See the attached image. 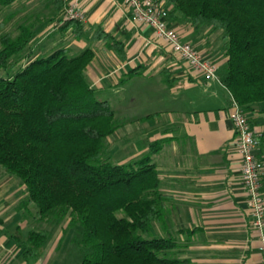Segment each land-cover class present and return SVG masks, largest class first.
Masks as SVG:
<instances>
[{
  "label": "trees",
  "instance_id": "1",
  "mask_svg": "<svg viewBox=\"0 0 264 264\" xmlns=\"http://www.w3.org/2000/svg\"><path fill=\"white\" fill-rule=\"evenodd\" d=\"M54 2L63 15L65 2ZM164 6L171 25L221 30L227 60L218 67V79L245 111L264 103V0H165ZM61 20V31L85 34L81 21ZM18 30L16 36L0 34V166L25 185L41 219L71 217L79 223L81 243L89 249L80 264H184L170 255L173 239L152 233L166 198L150 156L123 164L106 158L108 138L118 126L110 103L96 98L86 75L93 49L75 56L56 49L12 73L35 34L31 23ZM91 38L127 59L124 42L102 27ZM138 72L130 70L127 78ZM48 234L30 230L12 239L29 261Z\"/></svg>",
  "mask_w": 264,
  "mask_h": 264
},
{
  "label": "crops",
  "instance_id": "2",
  "mask_svg": "<svg viewBox=\"0 0 264 264\" xmlns=\"http://www.w3.org/2000/svg\"><path fill=\"white\" fill-rule=\"evenodd\" d=\"M66 2L67 6L76 4L85 15V34L77 38L78 48L92 40L97 27L112 33L126 47L127 59L121 61L104 42L92 40L98 44L86 69L92 86H102L108 79L109 86L115 88L136 76L145 80L163 76L158 81L161 86L139 83L140 114L126 118L121 133L117 128L108 138L111 156L125 150L119 160L149 155L155 165L158 191L166 199L163 218L153 224V235L173 239L170 255L184 264H262L259 233L252 223L236 130L230 118L231 93L218 78L206 79L193 71L150 27L135 24L123 0ZM173 26L183 41L218 66L227 60L225 41L223 35L218 38V31L195 29L188 22H174ZM44 27L38 39L45 34ZM135 68H139L138 74L127 78ZM262 111L264 103L246 111L260 137L264 133ZM255 155L262 164L264 197V141ZM17 183L11 177H0V264H62L68 238L65 246L54 247L41 259L22 258L23 248L12 239L18 234L10 233L13 228L19 234L25 229L22 213L14 210L20 198ZM57 231L63 229L58 226Z\"/></svg>",
  "mask_w": 264,
  "mask_h": 264
},
{
  "label": "rangeland",
  "instance_id": "3",
  "mask_svg": "<svg viewBox=\"0 0 264 264\" xmlns=\"http://www.w3.org/2000/svg\"><path fill=\"white\" fill-rule=\"evenodd\" d=\"M64 1V0H63ZM65 4V10L68 7V2ZM164 1V0H163ZM165 2V1H164ZM65 12V11H64ZM59 9L53 0H17L11 6H2L0 4V23L4 22V28L0 29V34L4 32H10L13 36L19 33L18 26L20 24H33L35 27V34L31 40V44L24 50L18 57L17 64L12 71L14 73L18 68L25 66L32 58L37 56L47 55L53 50L60 48H67L68 56H75L86 48L96 49L97 45L92 40H87L85 44L78 48V40L70 31H61L60 24L61 19L64 18V14L60 15ZM44 27L45 34L43 31V36L38 39L42 27ZM210 28V27H202ZM211 32L218 31V38L223 35L221 30H214L210 28ZM38 39V40H37ZM1 48V44H0ZM123 77V75H122ZM163 78L162 75L158 77H148L146 80L143 77L136 76L132 78L129 82L118 87L109 86L108 79H106L102 86H95L96 98L98 100H107L112 109L115 112V122L118 128L122 131V127L128 122V117L138 116L140 114L139 107V83L147 82L153 85H158L161 83ZM91 83V82H90ZM129 107L128 109H126ZM130 109V111H129ZM115 137L111 138L114 141ZM109 140V141H110ZM109 146V145H108ZM125 150H121L120 154L117 153L113 156L110 155V147L108 148L106 158H109V162L112 164H123L131 160L125 161L127 159L119 160V158L125 156ZM110 155V156H109ZM141 157V156H140ZM136 156L133 160L138 159ZM0 177L4 180L6 177H11L18 181L17 186L19 187L20 198L15 203L14 210L22 213V222L25 221V229L21 234L17 233L16 229L13 228L11 234L21 235L23 238L30 230H48L47 244L44 248H41L37 252V258L41 259L43 255H48L49 251L54 247L61 248L65 243L66 238L70 239L68 250L64 255V261L62 264H80L83 255L89 251L81 243L82 228L79 223H74L71 217L59 218L50 217L49 219H41L37 213V207L34 203L28 200V195L24 184L15 176H9V174L0 166ZM122 213H118L121 216ZM74 223V224H73ZM58 226L63 229V232H58ZM54 231V232H53ZM57 233H56V232ZM63 238H60V237ZM60 238V239H59ZM46 243V242H45ZM52 256L55 255V250L52 251ZM51 256V255H50ZM34 262V261H32ZM31 262V263H32Z\"/></svg>",
  "mask_w": 264,
  "mask_h": 264
},
{
  "label": "built area",
  "instance_id": "4",
  "mask_svg": "<svg viewBox=\"0 0 264 264\" xmlns=\"http://www.w3.org/2000/svg\"><path fill=\"white\" fill-rule=\"evenodd\" d=\"M130 11L135 24L150 27L155 36L163 39L180 60L185 62L193 71L206 79H217L218 64L205 57L194 45L183 41L175 27L168 20V11L163 0H123ZM64 19L85 21L84 13L76 4H70ZM230 118L237 135L236 148L242 162V183L248 194V205L253 216V225L259 233V251L264 264V197L262 193V164L255 155L260 145V135L252 126L244 108L234 99L231 105Z\"/></svg>",
  "mask_w": 264,
  "mask_h": 264
}]
</instances>
